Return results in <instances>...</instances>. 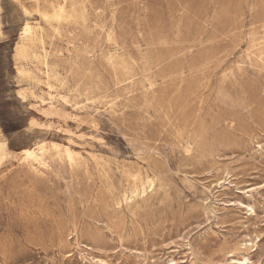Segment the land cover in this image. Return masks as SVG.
<instances>
[{
	"label": "rangeland",
	"instance_id": "374dc122",
	"mask_svg": "<svg viewBox=\"0 0 264 264\" xmlns=\"http://www.w3.org/2000/svg\"><path fill=\"white\" fill-rule=\"evenodd\" d=\"M37 22L55 109L18 72ZM5 141L0 264H264V0H0ZM43 141L79 164L27 165Z\"/></svg>",
	"mask_w": 264,
	"mask_h": 264
},
{
	"label": "bare ground",
	"instance_id": "6f19581e",
	"mask_svg": "<svg viewBox=\"0 0 264 264\" xmlns=\"http://www.w3.org/2000/svg\"><path fill=\"white\" fill-rule=\"evenodd\" d=\"M53 2V1H52ZM40 17L43 21L47 22L50 26L54 27V24H61L63 21L70 19H76L78 17L77 11L68 10L67 4L58 3L52 4L50 11L39 12ZM37 48L41 49V54L38 53ZM16 56L19 60L20 65L18 67L19 74L27 76L29 78L35 79L33 76L34 71L31 67H27L25 62L34 61L41 69L43 75L45 76V91L48 96V108L55 109V101L61 100L64 103H69V100L60 94L59 91L52 84L51 79L56 78V74L52 68V65L49 62V53L45 47L44 37L42 36V27L39 22L32 25L27 23L21 32L20 43L16 47ZM43 99V98H42ZM45 102V100H42ZM49 110V109H48ZM54 111V110H53ZM66 146V145H64ZM53 150V151H51ZM26 162L27 165L40 167H48V156L50 157H62L65 156L71 164H79L80 156L72 151L69 147H63L61 144L51 143L50 145L43 141L34 147L25 148L22 151L18 152ZM8 155V146L5 141L4 144L0 145V160ZM153 186V180L148 179L146 184L140 186L135 185L130 191V198L136 197L139 194H145L148 187ZM129 197H126V199Z\"/></svg>",
	"mask_w": 264,
	"mask_h": 264
},
{
	"label": "snow or ice",
	"instance_id": "6c2138e0",
	"mask_svg": "<svg viewBox=\"0 0 264 264\" xmlns=\"http://www.w3.org/2000/svg\"><path fill=\"white\" fill-rule=\"evenodd\" d=\"M232 264H248V261L247 260H243V261H236V260H234L232 262Z\"/></svg>",
	"mask_w": 264,
	"mask_h": 264
}]
</instances>
